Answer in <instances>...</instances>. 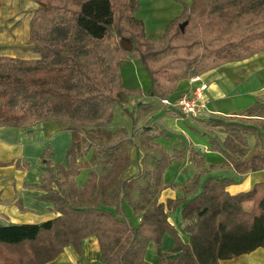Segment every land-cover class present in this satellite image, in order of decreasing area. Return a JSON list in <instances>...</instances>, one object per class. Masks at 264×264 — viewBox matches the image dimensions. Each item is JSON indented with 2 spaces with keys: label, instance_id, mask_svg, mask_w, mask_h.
Segmentation results:
<instances>
[{
  "label": "trees",
  "instance_id": "obj_1",
  "mask_svg": "<svg viewBox=\"0 0 264 264\" xmlns=\"http://www.w3.org/2000/svg\"><path fill=\"white\" fill-rule=\"evenodd\" d=\"M34 1L29 42L39 56L0 55V126L25 129L55 119L73 136L65 163L49 159V147L42 154L49 165L40 182L43 197L59 214L41 222L0 224V264H44L68 245L80 252L89 235L99 239L105 264H217L264 246V181L232 194L227 186L236 178L209 176L197 193L189 195L185 188L177 199L159 202L157 192L174 184L164 182L166 168L185 159L201 166L205 150L186 142L168 149L155 138L170 134L144 123L140 142L152 150L154 167L125 177L131 149L139 147L137 130L107 127L116 105L142 92L124 83L120 66L126 60L140 59L155 99L177 95L181 79L264 51V0H178L181 12L159 36L147 35L136 14L140 0ZM113 31L119 41L111 40ZM123 40L133 48H124ZM137 107L140 112L149 106L139 101L126 110L135 116ZM195 130L236 172L264 168V97L242 116L218 115L204 131ZM251 136L257 148L249 154ZM90 151L92 167L78 184ZM125 200L142 213L136 225L125 212ZM172 205L182 206L187 242L169 220ZM165 232L175 241L167 250ZM150 242L156 244L157 263L145 259Z\"/></svg>",
  "mask_w": 264,
  "mask_h": 264
},
{
  "label": "crops",
  "instance_id": "obj_2",
  "mask_svg": "<svg viewBox=\"0 0 264 264\" xmlns=\"http://www.w3.org/2000/svg\"><path fill=\"white\" fill-rule=\"evenodd\" d=\"M151 4L156 7L153 8L154 16L160 20L163 19L164 11H158V7H164L166 4H154V0H151ZM166 6L171 12L168 18L171 15L173 18L182 10V5L175 2L167 3ZM35 7L36 3L33 0H1L0 55L21 58L39 56L34 51L33 44L29 42L31 19L29 10ZM137 16L147 21L144 13L139 14L138 12ZM164 30V26L150 28L146 26L147 35L159 36ZM199 78L209 84L206 95L210 98V111L198 118L180 117L174 109L170 110L167 106L163 108L160 99H155L152 93H149L150 88H145L144 83L143 86H135L142 91L135 96L138 99L137 102L142 101L149 106L140 112L137 107L136 115L150 113L152 123L149 124L163 128L170 134L169 137H157L155 141L168 149L186 142L205 150V163L201 166L185 159L182 162L174 160L166 168L164 182L174 184L164 186L157 192L159 202L166 203L168 199H177L183 195L185 188H188L189 195L197 193L203 181L209 176L236 178L235 182L227 186V190L232 194L249 190L256 182L264 181V168L243 174L236 172L230 164L225 163V156L210 149L208 137L195 130L204 131L207 121L218 115L242 116L245 109L259 97H264V51L249 58L228 62L218 68L208 70L200 74ZM194 84L191 77H185L179 81L177 91L189 90ZM133 100L136 99L133 98L132 102ZM72 136V131L64 128L62 123L55 119L40 122L25 129L0 126V161L6 162L0 165V224L41 222L59 214L55 210L54 203L43 197L46 191L41 187L40 182L49 165L41 160L43 151L49 147V159L65 163ZM254 141L255 137L251 136V152L257 148ZM17 162L29 163L31 166L29 168L19 167ZM211 164L215 166H210ZM91 167L89 155L84 156L83 167L76 177L78 184L86 180ZM153 167L152 150L145 145L134 147L131 149V163L124 175L127 177L139 170L150 171ZM195 175H199L197 181L194 178ZM124 208L127 216L135 225L141 221L142 213L136 211L127 200L124 201ZM167 210H169L170 222L177 226L182 239L187 242L189 233L182 229V206L172 205ZM174 245L173 235L165 232L162 248L167 250ZM145 259L150 263L159 261L154 242L148 244ZM80 262L105 264L101 261L100 243L96 235H89L82 240L80 252L73 245H68L56 258L44 264H80ZM217 264H264V246H259L248 253L222 259Z\"/></svg>",
  "mask_w": 264,
  "mask_h": 264
},
{
  "label": "rangeland",
  "instance_id": "obj_3",
  "mask_svg": "<svg viewBox=\"0 0 264 264\" xmlns=\"http://www.w3.org/2000/svg\"><path fill=\"white\" fill-rule=\"evenodd\" d=\"M34 1V0H33ZM186 1V0H184ZM188 1V0H187ZM35 2V1H34ZM175 2L177 4H181L182 3L178 0H154V4H166L167 3H171ZM36 3V7H38V3ZM164 6V7H158V11H164V16L163 19H159L158 17L154 16V12H153V5L151 4V0H140V6H139V14H145V16L147 17V21L144 20V24H145V30H146V26L148 28L152 27V26H166V24L168 23V21L172 18V15L168 18V16L171 14L170 12V8L168 6ZM0 6H1V0H0ZM12 6V5H10ZM22 8V7H21ZM35 8H32L29 10L30 14H31V18L33 15V10ZM162 8V9H161ZM137 12V13H138ZM136 13V14H137ZM31 21V19H30ZM120 35L116 32L113 31L112 35H111V40L112 41H119L120 40ZM120 73L122 76V79L124 81V83L130 87V88H136L135 86H144L145 88H150V76L147 74L146 70L143 69L142 65H141V61L139 58L135 57V58H131L126 60V62L124 64H122L120 66ZM194 76H199V75H194ZM194 76H190L191 78ZM138 88V87H137ZM136 99L133 100L134 102H132V99ZM137 97H130L129 100L124 103L123 105H116L115 107V112H114V116L112 121L109 123V125L107 126L108 129L112 130V131H118L121 128L126 129L127 131H129V133H131L134 129L137 130V134L135 137V140L138 142L139 147L144 145L140 142V139L142 137H144V133L142 131H140L141 127L138 126H142L143 123L145 124H149L152 123L150 120L152 118V115H150V113H146V114H138L135 116H131L128 111L126 110V107H128V109H132L133 106H135L138 102H137ZM161 102V101H160ZM163 105V104H162ZM165 106L163 105V108ZM138 127V128H137ZM146 146V145H145ZM144 148V146H143ZM92 151V150H91ZM91 151L86 155L90 157V153ZM253 153V152H249ZM84 158V157H83Z\"/></svg>",
  "mask_w": 264,
  "mask_h": 264
},
{
  "label": "built area",
  "instance_id": "obj_4",
  "mask_svg": "<svg viewBox=\"0 0 264 264\" xmlns=\"http://www.w3.org/2000/svg\"><path fill=\"white\" fill-rule=\"evenodd\" d=\"M199 80V76L192 77L191 81L195 84L189 90L161 98V104L170 110L174 109L182 118H198L210 111V98L206 95L209 84L207 81Z\"/></svg>",
  "mask_w": 264,
  "mask_h": 264
},
{
  "label": "water",
  "instance_id": "obj_5",
  "mask_svg": "<svg viewBox=\"0 0 264 264\" xmlns=\"http://www.w3.org/2000/svg\"><path fill=\"white\" fill-rule=\"evenodd\" d=\"M121 43H122L123 47L126 48V49L131 50L133 48V44L128 42V41H126V40H123Z\"/></svg>",
  "mask_w": 264,
  "mask_h": 264
},
{
  "label": "bare ground",
  "instance_id": "obj_6",
  "mask_svg": "<svg viewBox=\"0 0 264 264\" xmlns=\"http://www.w3.org/2000/svg\"><path fill=\"white\" fill-rule=\"evenodd\" d=\"M31 3V2H30ZM21 31V30H20ZM12 35V34H11ZM13 36V35H12ZM12 36H11V38H12ZM10 37V36H9Z\"/></svg>",
  "mask_w": 264,
  "mask_h": 264
}]
</instances>
